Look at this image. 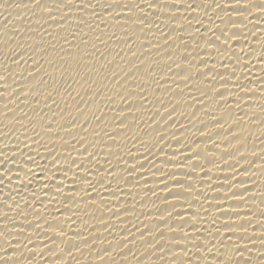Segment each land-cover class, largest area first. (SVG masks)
Wrapping results in <instances>:
<instances>
[{
    "label": "bare ground",
    "instance_id": "1",
    "mask_svg": "<svg viewBox=\"0 0 264 264\" xmlns=\"http://www.w3.org/2000/svg\"><path fill=\"white\" fill-rule=\"evenodd\" d=\"M92 3L96 16L73 7L58 26L31 0H0V172L13 170L0 184V231L18 248L32 237L31 264H101L105 248L111 264H264V0H145L143 31L140 11L121 7L130 0ZM37 44L52 77L39 88L24 78ZM20 165L37 173L28 188ZM10 255L28 264L31 252Z\"/></svg>",
    "mask_w": 264,
    "mask_h": 264
},
{
    "label": "snow or ice",
    "instance_id": "2",
    "mask_svg": "<svg viewBox=\"0 0 264 264\" xmlns=\"http://www.w3.org/2000/svg\"><path fill=\"white\" fill-rule=\"evenodd\" d=\"M31 6L40 11L41 16L45 20V22L53 21V22H56L58 24V26L71 19V16H70L69 13H70V10L73 7H76L78 9H80V10H83L84 8H92L93 9L92 15L93 16L97 15V13L94 10L95 9V5L92 3V0H88L87 4H84L83 0H80V3H76V0H31ZM145 6L148 9H151L152 8V3H146V5H145V0H141L140 3H136L135 0H130V4L121 5V7L124 8L129 13H132V12H134L136 10L140 11L141 15H139L136 18V20L133 21V23H137L139 25H142V27L140 28V31H143L144 27H148V25L145 24V20L147 19V15L144 13V7ZM172 7H175V5H172ZM189 7L191 8L192 6L189 5ZM260 8L262 10H264V4H261ZM60 13H63V15H60L59 16V21H57L56 20V16L59 15ZM131 19H132V17H131V15H129L127 17V20H131ZM80 23L83 24L84 21L81 19ZM89 26L91 27V25H89ZM44 31L46 32V29ZM125 37H127V33L126 32H125ZM113 38H116L115 34H113ZM41 40H43V37H41ZM81 42L84 43V44H87L86 40H83ZM165 43H167V38L165 40ZM148 46H151V45L149 44V45H145V46H142V47H148ZM50 47L53 50H55V45L50 44ZM93 47H94V45H93ZM60 51L64 52L65 50L63 48H61ZM129 52L132 55H136V53L131 51L130 47H129ZM33 53L35 54V58H33V55H29L28 59L32 60V63L35 64L36 67L31 68V70L25 69V71L28 72V76L24 77V78H30L31 81H36L37 82L36 83V87L39 88L40 86L47 84V80L45 79V76H48V77L52 78L51 77V73H46V72L41 71L44 68V65L41 63V60L46 58L49 53H48V49L44 48L40 44H37L35 46V48L33 49ZM60 58L63 59V57H60ZM260 60L264 61V53L261 54ZM12 62L14 64H17L18 66H23V65L28 63V60H24L22 55H18L15 58L12 59ZM48 63L50 65L53 64V62L51 60H49ZM132 67L137 68V70H139L138 65H136L134 62H132ZM129 71H130V69H129ZM169 71H171L170 68H169ZM113 75L116 76L117 74L113 73ZM126 75H127V73H126ZM4 79H5L4 77H0V80H4ZM17 95H19V93H17ZM25 96L27 98V94H25ZM45 99H46V101L51 100L52 103L55 104V100L52 99V93L51 92H48V95L46 96ZM121 99H124L125 101H127V98L124 97V96H121ZM45 106L49 107V109L51 108V106L48 105V104H46ZM129 107H131V105H129ZM97 119H99V117H97ZM120 123L123 124L124 121L121 120ZM69 134H71V133H69ZM85 151H87V149H85ZM21 155H23V153H21ZM17 160H18V157H16V156L12 157V161L13 162H16ZM7 162H8V157L5 155L4 160L0 161V164L7 163ZM29 162L31 164L37 165L38 167H41V175L43 174V172L45 171V168L42 167V166H39L37 164V161L35 160L34 157H28V159L25 161V165L27 163H29ZM72 163L75 164L76 162L72 161ZM68 170H70V168L65 170V179H67V171ZM12 171H13L12 169H6L5 171L0 172V184H4V180L5 179L8 180V184L9 185L12 184ZM20 172L24 173V177L20 176ZM33 176H37V173H35L32 170V168L26 167L24 165L18 166V168L16 170V179L18 181H20V183L23 186V188H28L34 182L32 180ZM82 179L87 180V177L86 176L82 177ZM45 180H46V183L44 184L43 187L46 188L47 187L48 178L45 177ZM51 182L53 184H55V174H53ZM56 188H57V190L59 192L62 193L63 184L61 183L59 185H56ZM24 195H25V193L23 191H17L16 192V196H19L21 199L24 198ZM32 196H33V198H38V197H36L35 193H32ZM10 198H14V197H10ZM16 207H19V203L16 204ZM25 207L27 208V207H29V205L25 204ZM33 211H35V209H33ZM18 214H22V213H18ZM37 215H39V213H37ZM262 215H264V212H262ZM165 223H167V222L165 221ZM248 223L250 224L251 221L249 220ZM192 227L195 228V225L193 224ZM224 227L225 228H229L231 226L228 225V224H225ZM239 227L243 230V232L246 233L247 229L244 227L243 224L239 225ZM52 230H53V232H55L56 231L55 227H53ZM169 230L172 231V229H169ZM23 235H24L23 232L17 233V236H23ZM66 235L67 234L65 232L61 231L57 235H53V236L49 237V239L52 242H55V240L57 239V236H66ZM143 235H144V233L142 232L141 236H143ZM160 235L162 236L163 232H161ZM231 235L232 234L230 233L229 236L227 237V239H231ZM0 236L5 237L4 246L0 247V252L3 253V255H0V264H22V259L21 258H17V257L11 256L10 253H15V252L19 251L21 253V257H23L25 250H28L29 252H31V255L28 257V264H31L32 259L35 258V252H32V250L28 248V245L32 243V237L31 236H26L25 237V241L26 242L24 243L23 248H18L16 246V245H19L21 243V241L19 239H17L15 241V244H13V242L11 240L12 233L7 227H5L3 229V231H0ZM183 238L184 239H189L190 238L189 234L185 233ZM196 238L197 237H191L194 246L207 247L205 245H195V239ZM239 239L240 240L247 239L249 242H251V237H248V236L243 235V234L240 236ZM261 239H262V241H264V235H262ZM150 241H151L150 243H153L152 240H150ZM85 243H88V241L86 239H85ZM209 243H211V242H209ZM173 244H174L175 248H181V245H180V243L178 241L173 242ZM220 244H221V246L224 247L225 251H228V247L229 246L224 245V241L223 240H221ZM45 246H47V245H45ZM74 247H75V245H74ZM212 247H217V246L215 244H213ZM159 248L162 250L163 249V245H159ZM182 250L183 251H187L188 249L184 248ZM49 251H52V249L49 248ZM169 251H171V248L169 249ZM233 251L240 252V253L249 251L248 244L247 243L244 244V246L242 248L241 247H233ZM100 253L101 252H98L97 256L100 259L101 264H111L110 260L105 259V256H110L109 248H105V250L102 252V253L105 254L104 256H101ZM176 255H177V258H178V254H176ZM260 259L264 260V254L261 255ZM182 264H190V261H184V262H182ZM220 264H225V262L222 260L220 262ZM226 264H233L232 259L229 258L227 260ZM235 264H241V261L240 260H236ZM243 264H249V262L245 260V261H243Z\"/></svg>",
    "mask_w": 264,
    "mask_h": 264
}]
</instances>
